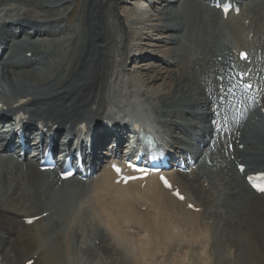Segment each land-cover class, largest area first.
Instances as JSON below:
<instances>
[{"label": "bare ground", "instance_id": "1", "mask_svg": "<svg viewBox=\"0 0 264 264\" xmlns=\"http://www.w3.org/2000/svg\"><path fill=\"white\" fill-rule=\"evenodd\" d=\"M144 1L146 11L136 0H81L77 10V0H0V46L5 54L0 56V116L14 112L26 117L21 119L26 124L25 153L45 145V139L34 136L36 130H66L65 135L72 131L76 137L80 130L75 128L87 124L97 154L110 132L102 117L119 124L122 104L138 101L154 114L171 148L180 155H193L198 164L190 173L169 172L187 201L176 200L154 177L147 178L143 188L139 182L113 184L114 175L107 167L90 184L76 181L56 186V178L41 172L37 162L26 156L18 160L24 148L16 137L0 151L4 264H24L29 259H34L33 264H81V258H69L71 248L86 254L87 264H202V259L212 257L211 246L224 264H264V245L253 241L261 239L264 244V195L253 193L244 182L246 173L264 171V132L258 136L262 142L254 136L263 131L264 120V0H251L242 10L248 26L238 17L224 21L206 0ZM125 2L130 7L123 6ZM71 3L72 10L63 16ZM148 21L155 23L148 26ZM146 27L147 32L162 33L158 39L168 47L155 52L164 57V66L172 68L164 75L160 74L163 67L155 76L140 72L144 76L135 79L126 66L138 52L133 38ZM250 31L262 36L256 41L261 51L258 59V51L244 45L243 36ZM239 49L256 58L253 77L245 81L252 80L258 87L257 102L262 104L255 107L254 98L232 89L241 95L231 110L234 93L229 90V69L231 61L243 63L234 54ZM242 66L245 72L250 64ZM218 74L222 81L216 79ZM179 116L185 121L176 119ZM38 122L41 128L33 130L30 126ZM177 130L184 137H173ZM186 137L202 143L201 148L181 147ZM229 142L235 143L233 149L226 147ZM239 144L244 145L242 150ZM9 149L13 151L3 153ZM239 164L247 167L244 175L237 170ZM83 192H90L88 200L76 206V195ZM187 202L202 210L186 209ZM32 212L47 215L30 226L14 218L39 214ZM87 220L91 229L96 228L94 233L87 231ZM45 221L48 228L39 229ZM235 244L239 249L229 252ZM197 245L200 252L195 251ZM245 249L246 256L238 261Z\"/></svg>", "mask_w": 264, "mask_h": 264}, {"label": "rangeland", "instance_id": "2", "mask_svg": "<svg viewBox=\"0 0 264 264\" xmlns=\"http://www.w3.org/2000/svg\"><path fill=\"white\" fill-rule=\"evenodd\" d=\"M249 3H250L249 0L245 1L244 8L247 7L249 5ZM123 6L130 7L129 4H126V5H123ZM71 7L72 6L66 8V10L70 11ZM171 8L172 7H170V9ZM118 11L121 12L122 9H119ZM130 11H131V8L129 9L128 12L130 13ZM121 13H124V12H121ZM146 23L149 26L150 24H153L155 22L154 21H148ZM159 23L160 22H158V24ZM149 29L150 28L146 27V30L143 31V34H140L139 36L133 38V40H132L133 44H137V47H138L137 51L138 52L134 54L135 56H133L130 61H128L127 66H126V68H127L126 70H129V71H127V74L133 75V77L135 79L142 78L144 76L140 72L144 73V71H146L145 74L148 73V74H152V75L155 76V73L159 71L160 67H163V69L160 71V74L164 75L165 74V70L172 68L170 66H164L165 65V61L163 60L164 57H161L159 53H156V52H158V50H161L163 48L168 47V45L166 46V44L164 45L163 43H160L161 41H160V39H158V37H161L160 35H162V33L159 32V31H158V33L151 32V31L147 32V30H149ZM144 32H147V34H145ZM150 37L152 39H150ZM251 46H253V44ZM143 53L147 54V56L139 57ZM28 85L31 86V85H33V83L30 82V83H28ZM159 89H160V87H159ZM101 92L106 93L105 90H102ZM231 94H232V92H231ZM235 94H236V92H235ZM246 106H247V103L244 100L243 107L246 108ZM234 107H235V105L232 103L231 110ZM213 108H214V106L211 105L209 111H211ZM181 118H182V116L176 117V119H181ZM162 119H164V118H162ZM181 120L185 121V118H182ZM192 125L196 126L195 123H193ZM261 129H263L262 132L258 131L257 134L254 135L256 137V139L258 140V142H262L260 139H258V136L264 132V125L261 126ZM180 135L181 134L179 133L178 130L174 132V137L178 138V137H180ZM86 194H88V196H89L90 192H88V193L83 192L82 195H84V197L82 198V196H81V200H87ZM14 218H16V220H20L19 215H16ZM43 226L45 227L46 224L45 225L44 224L41 225V227H43ZM99 226L101 227V224H99ZM261 244L263 245L262 240H261ZM199 247L200 246H198V248H196L197 252H200V248ZM239 247H240L239 245L235 244V245H232L229 250L231 252H233L235 249H239ZM211 248H212V252H211V256L212 257H210L208 261H203V259H202L201 260V262H203L202 264H207L210 260H211V264H224V263H222L219 255L217 256V254H218L217 251H216V253H213V252H215L214 250H216V249L213 248L212 246H211ZM181 249H183V247H181ZM224 252L226 253V248L224 249ZM236 253H237V250H236ZM16 255L20 256L19 254H16ZM245 256H246V249L243 250V252L241 253V256L238 259V261L244 259ZM85 260H86V256L83 255L82 256V262L86 263ZM245 262H246V260H245ZM0 264H4V261H1V256H0Z\"/></svg>", "mask_w": 264, "mask_h": 264}, {"label": "snow or ice", "instance_id": "3", "mask_svg": "<svg viewBox=\"0 0 264 264\" xmlns=\"http://www.w3.org/2000/svg\"><path fill=\"white\" fill-rule=\"evenodd\" d=\"M242 58H245L246 54H241ZM112 168L117 172L119 173L121 171V169L117 166V165H112ZM163 179V178H162ZM165 184L167 185V181H165ZM170 187V185H167ZM179 195V194H177ZM181 199H183V197H180Z\"/></svg>", "mask_w": 264, "mask_h": 264}]
</instances>
